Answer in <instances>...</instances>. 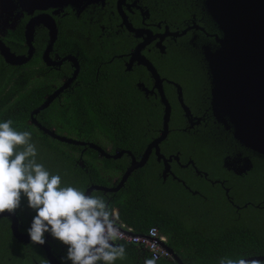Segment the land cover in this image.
Instances as JSON below:
<instances>
[{
	"label": "flooded vegetation",
	"instance_id": "obj_1",
	"mask_svg": "<svg viewBox=\"0 0 264 264\" xmlns=\"http://www.w3.org/2000/svg\"><path fill=\"white\" fill-rule=\"evenodd\" d=\"M89 1L91 2L88 3ZM168 1L0 0V40L15 55L28 54L29 45L26 42L25 32L26 29H29L31 20L40 15H46L48 19L44 16L45 21L49 25L48 27L42 21L33 23V51L26 63L10 65L0 55L4 62L2 63L10 66L29 64L33 67L34 78L55 79L60 84L77 70L75 79L64 91L66 94L76 84L80 73L83 81L86 79L105 81L104 76L108 74V71L111 76H114L118 70L124 77H128L134 82L135 88L142 93L145 100L147 98L151 102L152 111L161 113L159 132L162 129L165 110L160 93L162 91L171 109L167 137L173 129L176 134L184 132L188 137L206 135L209 141L207 149L211 153L204 164H200L194 157L184 154L182 149L165 155L161 151L174 149L173 140L162 145L165 143L166 137L159 143V151L165 158L171 157L172 159L169 163L170 172L167 176L164 178L160 174L162 181L165 182L168 179L177 181L190 194H199L207 199L200 190L193 188V186L204 185V192L210 196L220 195L238 218L247 219L251 226L256 224L255 228H264V154L255 155L242 145H236L237 148H242L241 150L235 149L232 143L221 141L219 138H216V142L213 144L211 138L216 137V132L210 131V129L214 125L207 133L205 132L210 123L218 124L210 107L211 85L209 69L204 60L205 47L203 45H215L216 36L219 37V33L214 30V23L204 9L202 0H190L189 5H187V0H182L181 4ZM164 3L165 7L161 5ZM186 11L189 17H183ZM50 20H52L51 23ZM126 22L133 29H142L143 33L140 34L139 31L138 36H135V33L126 27ZM184 28L189 29L185 33L175 35ZM50 30L54 31L51 45H49ZM17 32L21 33V36L16 41L12 37ZM110 36H119L122 40L124 37L129 38L130 36L134 42L127 51H125V47L130 43L118 42L117 45L121 51L109 54L110 43L105 40ZM144 41L140 55L155 67L161 81L159 87L146 66L138 64L137 60L131 62L132 51ZM187 44L193 49L189 48ZM111 45L113 44L111 43ZM172 52H178L184 58L176 71L173 69L179 65L174 67V61L168 60L170 56L173 57ZM172 74H175L176 78H173ZM60 84L53 85V90ZM180 91L184 104L190 110L189 120L184 116L179 102ZM176 107L182 113H180L181 122L175 120V118H179L180 112L176 111ZM198 127L199 129H197ZM199 130L202 133H199ZM217 142L220 143L218 146ZM96 143L100 146H110L103 139H99ZM123 155L129 156V163L133 156L136 159L141 156L130 155L126 152ZM151 155L156 158L154 149L149 158ZM237 155L242 156V159H239L237 163L229 159L235 158ZM251 155H255V157H250ZM175 156L178 159H175ZM157 162L163 167V160ZM15 213L19 221V230L28 233L27 229L31 227L34 217L23 219L22 215H18L16 211ZM0 221L2 223L0 226V264H19L18 254H24L23 257L29 258L33 264H51L39 244H33L31 241H18L12 235L9 217H0ZM45 237L46 243L51 247V252L57 257V261L61 264H71L70 260L62 259L67 255L62 251L68 250V246L53 238L51 234L45 233ZM15 254H17L16 257ZM36 254H42V257L39 258ZM177 256V259H163L165 260L164 264H179V261L188 264L179 255Z\"/></svg>",
	"mask_w": 264,
	"mask_h": 264
},
{
	"label": "trees",
	"instance_id": "obj_2",
	"mask_svg": "<svg viewBox=\"0 0 264 264\" xmlns=\"http://www.w3.org/2000/svg\"><path fill=\"white\" fill-rule=\"evenodd\" d=\"M168 2L181 4L182 0ZM189 2L187 0V5ZM161 5L165 7V3ZM183 17H189L187 11ZM18 32L12 37L16 41L21 36ZM105 41L110 43L109 54L121 51L118 42L130 43L125 51L134 42L130 36L123 40L119 36H110ZM172 56L176 59L174 67L179 65L173 69L176 71L184 58L178 52H172ZM2 62L0 57V122L10 119L15 129L31 131L39 163L50 174L61 176L62 187L73 186L85 191L91 184L115 185L129 165V156L115 159L100 157L88 146L84 148L61 142L39 130L30 122V113L52 92L53 85L60 82L34 78L33 67L29 64L10 66ZM116 72L119 73L118 70ZM107 73L105 81H83L80 73L68 94L56 98L35 117L57 135L94 143L103 139L109 143L111 152L125 149L140 156L147 144L159 134L161 113L152 111L151 102L147 98L145 100L128 77L121 73L114 76L109 71ZM172 76L176 78L175 74ZM180 113L175 120L181 122ZM187 138L184 132L176 134L173 129L162 145L173 140L174 149L161 152L168 155L179 150ZM101 146L106 148V145ZM161 168L151 155L145 165L130 174L118 191L96 190L91 194L103 197L116 207L120 222L134 232L145 233L156 227L166 236L168 245L188 264H221L222 260L226 264L227 260L264 255V228H255L256 224L251 226L247 219L238 218L220 195L210 196L204 192V185L193 188L200 190L207 199L199 194H190L172 179L163 182ZM15 211L23 219L37 214L28 206L27 197L23 194L21 205ZM8 233L11 236L9 230ZM121 244L126 248V258L118 259L114 264H144L149 258L142 257L140 249L133 244ZM64 252L67 254V249ZM23 255L18 254L19 264H33ZM36 255L42 257V254ZM157 263L164 264L165 260L159 259ZM257 264H264V261Z\"/></svg>",
	"mask_w": 264,
	"mask_h": 264
},
{
	"label": "water",
	"instance_id": "obj_3",
	"mask_svg": "<svg viewBox=\"0 0 264 264\" xmlns=\"http://www.w3.org/2000/svg\"><path fill=\"white\" fill-rule=\"evenodd\" d=\"M203 4L206 12L222 34L221 37L216 36V41L219 44L217 49L213 52L209 51L205 55L214 86L211 97L213 115L218 122H222L227 127L232 128L233 136L240 144L264 154V0H203ZM44 16L46 15H40L31 20L29 29H26L25 37L29 45L27 55H15L0 40V55L5 62L10 65H21L30 59L33 51L32 25L42 21L49 27ZM46 19H48V16H46ZM51 22L52 20H50ZM126 27L134 32L135 36H138L139 31L140 34L143 33L142 29H133L128 22H126ZM50 34L49 45L52 43L54 31L50 30ZM144 43L145 41L139 43L132 51L131 62L137 60L138 64L146 66L159 87L161 81L155 67L150 61L140 55L141 47ZM76 75L77 70L70 78L48 94L39 106L31 111L30 122L54 139L74 145L88 146L96 150L99 156L105 158H119L124 152L132 155L128 150H120L114 154L108 153L97 143L57 135L53 130L38 122L35 115L58 98L70 86ZM160 93L162 102L165 104V110L159 135L147 144L139 159L132 157L129 165L115 185L92 184L86 188L85 194H91L95 190L103 192L118 191L124 186L134 170L146 164L153 149L155 150L157 161L163 160L162 176L165 178L170 172L169 163L172 158H165L160 153L159 143L167 137L169 132L168 121L171 109L162 91ZM179 102L184 111V116L190 118V110L182 101L181 91L179 92ZM175 159L178 158L175 156ZM0 217L10 218L12 235L18 241H31L28 233H23L19 230V221L15 212L9 213L6 211L5 213H0ZM40 246L45 251V255L51 264H61L53 256L51 247L47 243ZM169 249L172 256L177 259L178 256L171 248ZM243 259L264 261V256H249ZM179 264L183 263L179 261Z\"/></svg>",
	"mask_w": 264,
	"mask_h": 264
},
{
	"label": "clouds",
	"instance_id": "obj_4",
	"mask_svg": "<svg viewBox=\"0 0 264 264\" xmlns=\"http://www.w3.org/2000/svg\"><path fill=\"white\" fill-rule=\"evenodd\" d=\"M12 125L10 119L0 122V213L15 212L23 194L28 206L37 213L27 229L33 244H45V233H50L68 246L67 255L62 259L70 260L71 264H114L118 259H125L126 248L121 244L125 242H116L124 238L120 229L129 227L120 222L118 209L103 197L85 194L73 186L62 187L60 175L50 174L43 164L37 163V147L31 131H19ZM129 242L126 244L140 243L139 240ZM159 259L167 258L154 253L144 264H157ZM226 264L257 262L241 258L227 260Z\"/></svg>",
	"mask_w": 264,
	"mask_h": 264
},
{
	"label": "rangeland",
	"instance_id": "obj_5",
	"mask_svg": "<svg viewBox=\"0 0 264 264\" xmlns=\"http://www.w3.org/2000/svg\"><path fill=\"white\" fill-rule=\"evenodd\" d=\"M202 3H203V0H202ZM203 7H204V4H203ZM205 9V8H204ZM210 17V16H209ZM211 18V17H210ZM211 20H212V18H211ZM213 21V20H212ZM213 23H214V30H216L218 33H219V37H221L222 36V34H221V32H220V30L218 29V27H217V25L215 24V22L213 21ZM187 29H189V28H184L182 31H178V33L176 34V35H178V34H180V33H185L186 31H187ZM1 34V33H0ZM187 46L189 47V48H192V47H190V45L189 44H187ZM204 47H205V49L206 50H204V60L206 61V59H205V55H206V53L207 52H209V51H214L215 49H217V47L219 46V44L217 43V41L215 42V45H209V44H205V45H203ZM188 48V49H189ZM193 49V48H192ZM162 50H163V48H162ZM184 53V52H183ZM168 60H170V62L171 61H174V62H176V59L175 58H173V57H169L168 58ZM181 63V62H180ZM206 64H207V61H206ZM208 67V66H207ZM209 69V68H208ZM209 75V77H210V85H211V87H210V92H211V97H212V92H213V89H214V86H213V84H212V78H211V75H210V73L208 74ZM57 88V87H56ZM55 88V89H56ZM66 90V89H65ZM64 90V91H65ZM64 91L62 92V93H64ZM61 93V94H62ZM66 93V92H65ZM61 94H60V96H61ZM59 96V97H60ZM58 97V98H59ZM182 98V97H181ZM186 98V97H185ZM187 100V99H186ZM182 101L184 102V100H183V98H182ZM208 101V100H207ZM210 107H211V99H210ZM179 110V108L178 107H176V111H178ZM211 110H212V107H211ZM212 114H213V111H212ZM213 117H214V115H213ZM210 118L213 120V118L210 116ZM190 118H188V120H189ZM214 119H215V121H217L216 120V118L214 117ZM185 120V119H184ZM217 124L218 125H216V124H214L213 123V125H214V127H212L211 129H210V127L212 126V125H208L207 126V129H206V131L204 130V129H201V130H204L206 133L208 132V130L210 129V131H214V132H216V137L215 138H211V141H212V143L213 144H215V142H216V138H219V139H221V141H228L229 143H232V145L235 147V149H239V150H241L242 148H237L236 147V145L237 146H240V145H242V144H240L237 140L235 141V138H234V136H233V130H232V128H229V127H227L225 124H223L222 122H218L217 121ZM197 129H199V127L197 128ZM201 130H199V133L201 132L202 133V131ZM191 133H193L194 131H190ZM208 138H210V137H208ZM236 143H238V144H236ZM220 143L219 142H217V146L219 145ZM209 146V141L207 140V138H206V135L205 136H198V137H188L182 144H181V147H180V149L179 150H181L182 149V151H183V153L184 154H186V155H190V156H192V157H194L195 158V160H197V162H199L200 164L201 163H205L206 161V159H207V157L208 156H210L211 155V153L208 151V149H207V147ZM223 145H226L225 143H223ZM216 146V147H217ZM243 146V145H242ZM245 147V146H244ZM103 148V147H102ZM106 152H108V153H115L116 151H114V152H111V150H110V146H106V148H103ZM249 149V148H248ZM251 150V149H250ZM249 150V152H251V153H253V154H255V155H263L262 153H259V152H257V151H254V150H251L250 151ZM245 154H248L247 152H245ZM255 155H251L250 157H255ZM122 156V155H121ZM230 160H232L234 163H237L238 161H239V159H242V156H240V155H237L235 158H233V157H231V158H229ZM250 159V158H249ZM36 161H37V163H39V157H38V155L36 156ZM163 170V169H162ZM162 172V171H161ZM48 234H50V233H48Z\"/></svg>",
	"mask_w": 264,
	"mask_h": 264
},
{
	"label": "built area",
	"instance_id": "obj_6",
	"mask_svg": "<svg viewBox=\"0 0 264 264\" xmlns=\"http://www.w3.org/2000/svg\"><path fill=\"white\" fill-rule=\"evenodd\" d=\"M123 235V239L117 241L116 243L125 242L130 243L132 240H139L140 243H132L140 249L142 256L151 258L155 253L160 258H169L171 257L170 249L168 248L166 242L167 238L159 232L156 227H151L145 233H134L131 228H125L124 230L120 229Z\"/></svg>",
	"mask_w": 264,
	"mask_h": 264
}]
</instances>
